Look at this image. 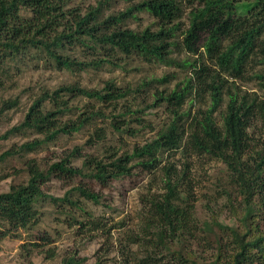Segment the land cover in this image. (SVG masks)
<instances>
[{
	"label": "trees",
	"instance_id": "obj_1",
	"mask_svg": "<svg viewBox=\"0 0 264 264\" xmlns=\"http://www.w3.org/2000/svg\"><path fill=\"white\" fill-rule=\"evenodd\" d=\"M115 1L83 9L76 0H0V93L22 68L41 63L82 74L138 58L187 70L170 91L173 74L145 78L134 87L108 81L102 89H89L74 82L35 95L24 120L0 133V142L28 130L43 138L4 152L0 160L84 131L91 151L84 154L76 146L48 169L36 159L25 162L28 181L0 193V245L10 233L39 228L44 204L78 223L71 214L76 208L85 218L81 226L111 236L127 223L107 228L109 219L87 213L88 206L105 207L104 191L137 176V168L151 173L165 163L162 192L141 196L138 228L119 239L121 264H264V0H120L127 8L107 14ZM140 14L154 23L141 30L126 26ZM252 82L260 93L245 88ZM85 98L90 101L74 105ZM195 104L205 108L196 110ZM18 105L19 98L2 99L0 117ZM161 106L170 115L156 137L129 148L125 137L153 130L146 112ZM177 154L187 159L181 167ZM193 156L227 166L238 199L227 192L226 207L236 223L220 221L212 211L210 221L197 224ZM74 158L82 159L80 167L72 166ZM53 177L81 183L55 197L42 189ZM197 229L215 246L208 259L192 249ZM78 262L69 257L63 264Z\"/></svg>",
	"mask_w": 264,
	"mask_h": 264
},
{
	"label": "rangeland",
	"instance_id": "obj_2",
	"mask_svg": "<svg viewBox=\"0 0 264 264\" xmlns=\"http://www.w3.org/2000/svg\"><path fill=\"white\" fill-rule=\"evenodd\" d=\"M99 0H76V6L88 9L96 6ZM110 6V4H109ZM111 10L107 14L122 11L128 4L117 0L112 4ZM154 19L148 14H140L138 19L129 20L126 26L135 30H141L154 23ZM179 59L186 57L185 54L178 56ZM181 57V58H180ZM121 68L104 66L101 69H93L87 73L72 74L68 71L58 70L53 67H45L41 63L37 67L30 66L22 68V72L15 75L13 82L8 88L1 92L2 99L19 98L17 108L5 112L0 117V133L3 134L14 126H18L31 105L35 95L40 94L43 89L50 91L59 86L79 83L84 88L102 89L108 81L114 82L118 87L135 86L145 78L162 77L163 75H174L173 82L167 89L168 91L176 87L186 76V69L179 67H165L160 65L148 64L138 58L123 59ZM160 91L163 86L156 85ZM249 92H259L258 87L253 82L246 84ZM155 91L156 89L153 88ZM88 99H78L74 105H83ZM152 103V99L150 100ZM205 108V104H195V109ZM195 111V110H194ZM169 112L166 107H157L147 110L146 121L151 122L153 130L150 128L140 132L137 138L125 137L129 148L135 144H145L153 140L158 129L162 124L168 121ZM32 130L12 135L8 140L0 142V156L9 150H17L24 143L35 139H42ZM88 134H74L72 136H60L49 145L40 147L33 153L26 156H9L5 160H0V177L7 175V178L0 180V193L8 192L12 185L26 183L29 175L25 172V162L30 159H36L42 169H48L49 165L59 162L67 157L77 146H83V153L87 149L85 143ZM187 159L177 154L175 164L178 167L183 166ZM192 178L195 201L194 216L197 224L202 226L203 222L210 221L213 212L217 213L220 221L227 224L235 222L231 212L226 207L228 195L231 193L235 200L238 199V191L233 183L231 173L227 166L218 160L209 157L201 159L193 156ZM81 158H74L72 166L80 167ZM153 170L151 173L144 172L140 168L134 170L137 173L132 179H122L114 182L104 191L105 207L88 206L87 213L90 211L94 217L105 215L107 228L111 225L125 221L126 226L114 229L110 235H103L104 231H92L90 228H84L80 221L84 218L83 213L74 208L71 214L78 219V223L73 222L68 214H63L60 209L49 204L43 205V218L39 228L34 230H20L16 233H10L0 245V264H63L64 260L74 257L79 262L77 264H121L119 250L121 246L119 239L124 237L125 232L131 229H137L140 223L138 216L143 207L141 196L148 192H162L164 187V178L162 166ZM81 183L80 179L67 183L57 177H53L43 184V191L55 197H62L71 187ZM69 184V185H68ZM108 204V207L106 206ZM104 218V219H105ZM73 223V227L70 223ZM236 223V222H235ZM200 228V227H199ZM197 243L192 244V249L201 251L200 255L208 259L215 247L205 242L204 234L197 229ZM208 245V246H207ZM199 248V249H198Z\"/></svg>",
	"mask_w": 264,
	"mask_h": 264
}]
</instances>
